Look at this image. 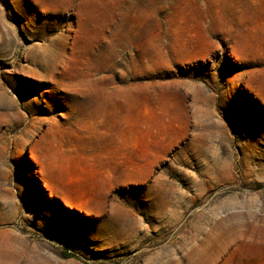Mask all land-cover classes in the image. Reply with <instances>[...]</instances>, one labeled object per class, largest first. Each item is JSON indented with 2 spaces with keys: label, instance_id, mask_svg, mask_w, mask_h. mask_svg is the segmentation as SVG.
<instances>
[{
  "label": "rangeland",
  "instance_id": "374dc122",
  "mask_svg": "<svg viewBox=\"0 0 264 264\" xmlns=\"http://www.w3.org/2000/svg\"><path fill=\"white\" fill-rule=\"evenodd\" d=\"M0 264H264V0H0Z\"/></svg>",
  "mask_w": 264,
  "mask_h": 264
},
{
  "label": "trees",
  "instance_id": "16d2710c",
  "mask_svg": "<svg viewBox=\"0 0 264 264\" xmlns=\"http://www.w3.org/2000/svg\"><path fill=\"white\" fill-rule=\"evenodd\" d=\"M67 256H70V254H68V253H65Z\"/></svg>",
  "mask_w": 264,
  "mask_h": 264
}]
</instances>
